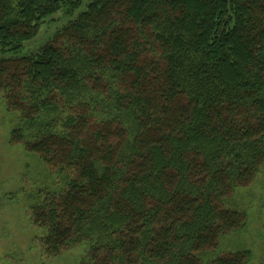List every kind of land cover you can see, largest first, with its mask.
Instances as JSON below:
<instances>
[{
    "label": "trees",
    "instance_id": "obj_1",
    "mask_svg": "<svg viewBox=\"0 0 264 264\" xmlns=\"http://www.w3.org/2000/svg\"><path fill=\"white\" fill-rule=\"evenodd\" d=\"M84 1L0 0V102L20 124L8 144L62 185L29 208L41 248L203 264L245 229L227 204L264 167V0H89L25 49Z\"/></svg>",
    "mask_w": 264,
    "mask_h": 264
},
{
    "label": "rangeland",
    "instance_id": "obj_2",
    "mask_svg": "<svg viewBox=\"0 0 264 264\" xmlns=\"http://www.w3.org/2000/svg\"><path fill=\"white\" fill-rule=\"evenodd\" d=\"M88 1L72 16L54 14L25 49L34 50L44 44L56 28L85 10ZM19 125L18 114L6 113L0 102V264H82L87 251L83 244L54 257L46 256L41 248L45 232L31 223L29 208L35 204L39 190L58 191L62 185L48 174L39 158L25 154L22 146L8 144L10 133ZM234 194L227 206L244 212L245 229L223 235L216 249L200 256L203 264L225 252L247 250L251 253L247 264H264V167L251 186L238 188Z\"/></svg>",
    "mask_w": 264,
    "mask_h": 264
}]
</instances>
